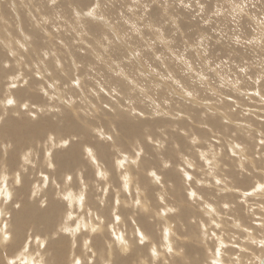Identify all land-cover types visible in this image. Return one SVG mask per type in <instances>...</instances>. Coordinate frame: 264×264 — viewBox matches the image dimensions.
<instances>
[{
    "label": "rangeland",
    "instance_id": "374dc122",
    "mask_svg": "<svg viewBox=\"0 0 264 264\" xmlns=\"http://www.w3.org/2000/svg\"><path fill=\"white\" fill-rule=\"evenodd\" d=\"M200 4L203 12L196 0H192L190 9L178 7L174 0H57L54 5L50 0H0V106L17 121L9 126L5 115L0 130L10 132L18 125L16 130L25 135L17 144L11 140L13 147L6 151L8 174L0 178V207L7 212L0 216V228L13 233L12 246L0 249V264L7 260L33 264L30 257L19 261L22 252L37 260L43 256L47 264H71L70 258L83 259L80 264H106L96 262L97 255L103 251L108 259L110 250L114 261L121 260L125 256L116 251L119 232L125 240L129 235L135 237L142 251H147L134 261L126 256L128 264H139L140 260L152 264L153 246L161 253L156 264H212L217 248L223 264H258L255 258H264V246L248 239L249 232L252 239L264 238V2L200 0ZM171 17L176 18V26ZM237 36L241 44L234 42ZM252 39L260 43H246ZM222 77L240 83L233 87L222 82ZM189 92L191 97L187 96ZM8 99H13L16 106L5 102L4 107L2 102ZM24 104L28 105L26 109ZM13 110L15 113L10 112ZM28 123L34 128L30 129ZM53 126L60 139L50 151L56 163H47L53 165L60 179L67 170L72 171L66 182L73 192L86 186L85 202L65 200L67 195L58 192L66 187L65 181L53 176L42 159H49L43 155L50 147L48 134ZM41 131L48 132L39 139L40 144L33 146V151L27 148L25 137ZM162 139V152L173 148L164 154L165 159L152 153L160 148ZM64 141H68L67 146ZM9 142L7 136H0V144ZM140 147L141 155H137ZM0 153L4 165L5 150L0 148ZM214 155L217 168L207 162ZM135 156L140 161L136 162ZM108 157L111 164L107 169ZM167 159L170 164L164 167L162 161ZM115 160L118 166L112 165ZM98 165L107 179L101 178ZM165 168L170 169L169 174ZM180 169L191 173L189 183H185ZM42 170L49 177L46 183L39 175ZM153 170L160 177L161 172L165 178L170 176L168 183L179 186L183 182V186L173 189L163 179L156 186L147 174ZM126 172L132 183L128 195L123 189ZM83 178L87 185L81 186ZM216 179L221 180L219 186ZM36 184L41 186L33 189ZM185 186L196 187L192 190L201 197L189 199ZM4 189L11 196L6 205ZM137 200L139 205L135 204ZM41 201L45 207L40 206ZM117 203L119 207L114 210ZM94 205H104L103 213L94 210ZM169 208L176 211L167 212ZM72 211L74 215L67 218ZM118 216L121 219L116 223ZM81 219L85 224L91 222L97 231L81 228L75 240L71 233L61 231L75 228ZM143 223L153 226V240H149ZM142 238L148 239L141 244ZM168 244L181 255L169 256Z\"/></svg>",
    "mask_w": 264,
    "mask_h": 264
},
{
    "label": "bare ground",
    "instance_id": "6f19581e",
    "mask_svg": "<svg viewBox=\"0 0 264 264\" xmlns=\"http://www.w3.org/2000/svg\"><path fill=\"white\" fill-rule=\"evenodd\" d=\"M97 8V7H96ZM5 89V88H4ZM0 90H1V88H0ZM10 92V91H9ZM163 98V97H162ZM15 99V98H14ZM6 101H3L2 102V104L4 105V107H5V103ZM1 104V105H2ZM2 105V106H3ZM16 105H14V107H15ZM16 109H18L17 107H16ZM17 111V110H16ZM0 112H2V114L4 115L5 113L3 112V109H2V107L0 106ZM10 112H14V110L13 111H10ZM15 113V112H14ZM17 113V112H16ZM204 114V113H203ZM196 115V114H195ZM7 117H8V123H9V126H15L16 125V123H17V121H16V119L14 118V116L12 115V116H10L8 113H7V115H6ZM210 116V115H209ZM209 116H208V119H209ZM204 117V116H203ZM202 117V118H203ZM211 117V116H210ZM201 119V118H200ZM212 120V119H211ZM223 120V119H222ZM123 121V120H122ZM30 122V121H29ZM213 122V121H212ZM7 123V122H6ZM200 123V122H199ZM29 124V123H28ZM52 124H54V123H52ZM124 124V123H123ZM127 124V123H126ZM136 124V123H135ZM7 125V124H6ZM5 125V126H6ZM8 126V125H7ZM72 126V124H70V128H72L71 127ZM77 126V125H76ZM127 126V125H126ZM132 126V125H131ZM3 127V126H2ZM36 127V126H35ZM39 127V126H38ZM68 127V126H67ZM78 127V126H77ZM86 127V126H85ZM10 128V127H9ZM18 128H20L18 125L15 127V128H11V130H10V132L9 131H5L4 129H2L1 128V130H0V136H1V138H4V137H6L7 136V140H9L10 142H11V140L13 141L12 143H14V144H17V143H19V141L21 142L22 141V136H23V138H24V136L25 135H23L24 134V132L22 131V130H20V131H17L18 130ZM29 128H30V124H29ZM34 127H32V128H30V129H33ZM50 128V127H49ZM54 126L50 129V131L49 132H52L51 134H48V136H51V138H50V147H46V149H45V151H44V155L43 156H45L46 157V155H48L49 156V159L48 160H45V158H42V159H44L43 161H44V163H46V165H47V167H48V164L49 163H47V161H49V162H51V163H56L53 159V154L52 153H50V151H51V149H53V147L55 146V145H57V143L59 142V137H60V134L58 135V133H57V131L58 130H54ZM66 128V127H65ZM64 128V129H65ZM69 128V129H70ZM87 128V127H86ZM127 128V127H126ZM17 129V130H16ZM60 129V128H59ZM68 129V128H67ZM40 131V130H39ZM138 131V130H137ZM9 132V133H8ZM46 132H48V131H45V132H42L41 131V133H37L38 135L37 136H35L34 134H32V135H30L29 134V136L28 135H26V136H28V137H25V138H27V140H26V143H24V144H26V146H27V148H30L32 151H33V146H35V145H38V144H40L39 143V139L44 135V134H46ZM75 132H76V130H75ZM68 133H70V132H68ZM88 133V132H87ZM95 133V132H94ZM193 134V133H192ZM131 135H133V136H137V134L135 135V132H132L131 133ZM165 135H167V133L165 134ZM73 137V136H72ZM78 137V136H77ZM67 138H69V136L67 137L66 136V139ZM92 138V137H91ZM204 138V137H203ZM202 138V139H203ZM207 138V137H206ZM158 139H161V138H158ZM69 140V139H68ZM72 140V139H71ZM84 140V139H83ZM203 140H205V138L203 139ZM24 141H25V139H24ZM63 140H61V142H62ZM88 141V140H87ZM180 141V140H179ZM193 141V140H192ZM60 142V143H61ZM126 142V141H125ZM182 142V141H181ZM187 142V141H186ZM201 142H202V140H201ZM210 142V141H209ZM235 142V141H234ZM76 143V142H75ZM84 143H85V140H84ZM92 143V142H91ZM191 143V142H190ZM44 144V143H43ZM42 144V145H43ZM158 144H160V145H164V139H162L161 141H159V143ZM193 144V143H192ZM41 145V146H42ZM204 145V144H203ZM22 146H25V145H23L22 144ZM20 147V146H19ZM82 147H83V145H82ZM161 148V149H160ZM160 148H157L156 150H154L153 149V152L152 153H156V155L158 156V157H161L162 158V156H163V158L165 159V156H164V154L165 155H167V151L169 152V151H172L173 150V148H172V150H167V149H169L168 147H167V149H166V151H161L162 150V148L163 147H161L160 146ZM22 149H23V147H22ZM159 149V150H158ZM175 149V148H174ZM186 149V148H185ZM16 150V149H15ZM87 150V149H86ZM140 152L137 154V155H141L140 153H141V151H142V149H141V147H140V149H138ZM158 150V151H157ZM25 151V150H24ZM83 151V150H82ZM91 153H92V156H93V154H94V151H93V149H91L90 148V150H89ZM95 151H97V150H95ZM106 151V150H105ZM200 151V150H199ZM204 151V150H203ZM15 152V151H14ZM28 152V151H27ZM75 152V151H74ZM103 152V151H102ZM121 152V151H120ZM120 152H119V155H120ZM200 152H202V151H200ZM233 152V151H232ZM238 152V151H237ZM10 153V152H9ZM21 153V152H20ZM174 153H175V151H174ZM178 153V152H177ZM177 153H175V154H177ZM42 154V153H41ZM202 154H203V152H202ZM201 154V155H202ZM21 155V154H20ZM25 155H27V153L25 152ZM76 155V154H75ZM122 155V154H121ZM169 155H170V153H169ZM200 155V156H201ZM5 156H6V161H7V163L6 164H4L3 165V163H2V157H1V153H0V178H2V177H5L7 174H8V169H9V167H8V163H9V156L7 155V152L5 151ZM14 156H17V155H14ZM13 156V157H14ZM42 156V157H43ZM174 157H175V155H173ZM248 156V155H247ZM81 157H83V156H81ZM205 157V156H204ZM10 158H11V156H10ZM77 158H78V156H77ZM95 158V157H94ZM134 159H135V161L136 162H138V161H140V159H139V156H135V157H133ZM202 158H203V155H202ZM14 159V161H15V158H13ZM20 159H21V157H20ZM79 159V158H78ZM191 159V158H190ZM215 159H216V157H215ZM242 159V158H241ZM19 160V159H18ZM27 160H30L29 158L27 159ZM108 166H107V169L109 168V166H110V164H111V160H110V158L108 157ZM182 160H183V158H182ZM185 160V159H184ZM183 160V161H184ZM205 160H207V159H205ZM209 160V159H208ZM238 160H239V158H238ZM11 161V160H10ZM41 161V160H40ZM39 161V162H40ZM119 161L121 162L122 161V158L121 159H119ZM161 161V160H160ZM186 161H187V158H186ZM194 161V160H193ZM211 161V160H210ZM213 161V160H212ZM11 162H13V161H11ZM84 162H86V161H84ZM135 162V163H136ZM176 161H174V163H175ZM191 162V161H190ZM205 162V161H204ZM208 163H209V161H207ZM206 162V163H207ZM34 163V162H33ZM117 161L115 160V161H113V164L112 165H115L116 164V166H118L117 165ZM208 163H207V165H208ZM242 163V162H241ZM140 164V163H139ZM155 164H157V163H155ZM162 164H163V166L165 167V165H167V167H168V165L170 164V162H168V159L167 160H163L162 161ZM185 164H187V163H185ZM212 164H213V162H212ZM217 164V163H216ZM219 164V163H218ZM243 164V163H242ZM177 165H178V163H177ZM180 165V164H179ZM179 165H178V167H179ZM210 165V164H209ZM225 165V164H224ZM32 166V165H31ZM106 166V165H105ZM104 166V167H105ZM154 166V165H153ZM183 166V165H182ZM213 166H215V162H214V164H213ZM36 167V166H35ZM112 167V166H111ZM157 167V166H156ZM155 167V168H156ZM177 167V168H178ZM216 167V166H215ZM32 168V167H31ZM73 168V166L70 168V169H72ZM180 168V167H179ZM208 168V167H207ZM214 168V167H213ZM217 168V167H216ZM215 168V169H216ZM241 168V167H240ZM33 169V168H32ZM126 169V168H125ZM152 169H154V168H152ZM157 169V168H156ZM174 169V168H173ZM172 169V170H173ZM236 169V168H235ZM245 169V168H244ZM19 170H21V169H19ZM49 170H51L52 171V175L53 176H55L59 181L63 178V183H64V181H65V185H66V187L65 186H63V188L64 189H62V190H59L58 192L61 194V195H67V197L65 198V200H69V202H71L72 201V203H78L79 204V202L77 201V200H81L80 199V197L81 196H83V200L82 201H86L85 200V196H86V186L82 189L81 187H79V183H78V189L75 191V192H73L72 191V189L69 187V184L66 182V179L68 178V177H71L72 175H71V173H72V171H69V170H67L65 173H63L62 174V176H61V179L58 177V175L54 172V168H49ZM150 170V169H149ZM158 170V169H157ZM177 170V169H176ZM181 170V169H180ZM184 170V169H183ZM183 170H181V172L180 173H183V176H184V181H185V183L187 184V183H189V174H191V173H187V172H185V171H183ZM33 171V170H32ZM144 171H146V169L144 168ZM154 171V170H153ZM162 171V170H161ZM160 171V172H161ZM165 171H167L168 172V174L170 173V169L169 168H165ZM179 171V170H178ZM241 171V170H240ZM21 173H22V171H20ZM36 172V171H35ZM98 172H100V174H105L104 173V170H103V168H101L100 167V165H98ZM155 172V171H154ZM187 174V175H185V173ZM245 172V171H244ZM12 173V172H11ZM17 173H18V171H17ZM107 173V172H106ZM151 172H149V173H147V174H150ZM231 173V172H230ZM240 173V172H239ZM15 174V173H14ZM41 174V176L44 178L43 180L45 181V178H47V180H49V177L47 176V171H45V170H42L40 173H39V175ZM126 174H127V172H126ZM156 174H157V171H156ZM161 174H162V177H161V179H163L165 182H167V181H169L168 180V178L170 177V176H168V178H165V177H163V172H161ZM177 174V173H176ZM233 173H231V175H232ZM235 174V173H234ZM33 175V174H32ZM157 175H159V174H157ZM174 175V174H173ZM241 175V174H240ZM9 177H10V175H8ZM7 176V177H8ZM127 176H129L128 174H127ZM160 176V175H159ZM171 176H172V174H171ZM21 177V176H20ZM27 177V176H26ZM80 177V179H82V177L81 176H79ZM109 177V176H108ZM120 177H122V176H120ZM182 177V176H181ZM181 177L179 176V175H177V178L179 179V180H183V179H181ZM231 177H236V175H233V176H231ZM130 178V177H129ZM152 178H153V180H154V182H155V184H156V186L158 185V184H160V182L161 181H159V182H157L156 180H155V177H153L152 176ZM152 178H150V181H152L151 179ZM2 179H4V178H2ZM227 179V178H226ZM239 180V179H238ZM86 181V180H85ZM84 181V178H83V184H81V186L82 185H87V182H85ZM2 182V181H1ZM62 182V181H61ZM112 182V181H111ZM121 182V181H120ZM124 182V181H123ZM46 183V182H45ZM62 183V184H63ZM107 183V182H106ZM163 183V182H162ZM168 183V182H167ZM182 183L183 182H181L180 183V185L179 186H174L175 185V183L173 184L171 181L168 183V184H170V186L172 185V188L174 189V187L176 188V187H178V189L179 188H181L183 185H182ZM184 183V184H185ZM5 184V183H4ZM11 184V183H10ZM9 184V185H10ZM132 183H131V180H129L128 179V189H127V195H128V193H130L131 192V190H132V185H131ZM185 184V185H186ZM2 185H3V182H2ZM12 185V184H11ZM137 185H138V183H137ZM8 186V185H7ZM41 185H34L33 186V189H36V188H39ZM164 186V185H163ZM136 187V186H135ZM165 187H166V185H165ZM164 187V188H165ZM188 187V188H187ZM20 188V187H19ZM19 188H17L18 190H19ZM194 188H196V187H194ZM194 188H191L190 186H185V189L186 190H188L187 192H194L195 193V196H192V197H190L189 196V193L187 194L188 195V197H189V199H197L199 196H198V192H197V190H192V189H194ZM216 188V187H215ZM2 189V188H1ZM124 189V188H123ZM177 189V188H176ZM17 190V191H18ZM21 190V189H20ZM1 191V190H0ZM4 191H5V189H4ZM9 191H10V189H9ZM160 191V190H159ZM164 191V190H163ZM162 191V192H163ZM12 192H13V190H12ZM11 192V193H12ZM40 192V191H39ZM92 192V191H91ZM105 193H106V190L103 192V194L101 195V196H103L102 197V199H101V201L102 202H105L104 200V197H105ZM132 193V192H131ZM160 194H162L161 192H159ZM175 194H177L176 192H174ZM203 193V192H202ZM1 194V193H0ZM37 194H38V192H37ZM250 194V193H249ZM15 195V194H14ZM246 195V194H245ZM115 196V195H114ZM232 196V195H231ZM36 197H38V195H36ZM100 197V196H99ZM131 197V196H130ZM164 197V196H163ZM187 197V198H188ZM201 197V196H200ZM39 198V197H38ZM95 198V197H94ZM166 198V197H165ZM100 199V198H99ZM132 199V198H131ZM175 200H178V199H180L181 200V198H174ZM200 199V198H199ZM183 200V199H182ZM241 200H245V199H241ZM99 201V200H98ZM120 201H121V199H120ZM131 201V200H130ZM179 201V200H178ZM99 203V202H98ZM243 203H245L246 205H247V201L245 200ZM81 204H84L83 202L81 203ZM85 205H87V204H85ZM111 205V204H110ZM92 206V205H91ZM131 207H133V205H130ZM179 206H181V205H179ZM203 206V205H202ZM94 207H95V205H94ZM103 207H104V205L102 206H97V207H95V209L94 210H99L100 211V213H103ZM118 203L115 205V208H114V210H117L118 209ZM143 207V206H142ZM166 207V206H165ZM169 207V206H168ZM242 207H243V205H242ZM242 207H240V209L242 208ZM182 208H183V206H182ZM213 208H214V206H213ZM70 209V208H69ZM120 209V208H119ZM170 209V208H169ZM181 209V208H180ZM208 209V208H207ZM242 209H244V207L242 208ZM166 210V209H165ZM182 211H184L183 209H181ZM215 210V209H214ZM214 210H212L213 212H214ZM229 210H232V208H230ZM228 210V211H229ZM74 211V210H73ZM73 211L72 212H68L67 214V218L69 217V215H71V216H73L74 215V213H73ZM121 211V210H120ZM167 212L169 211L168 209L166 210ZM181 211V213H183ZM211 211V212H212ZM216 211H217V209H216ZM237 211H238V213H239V209H237ZM236 211V212H237ZM116 213H117V211H115ZM208 212V211H207ZM218 212V211H217ZM181 213H179L180 215H181ZM216 213V212H215ZM210 214V213H209ZM264 214V213H263ZM121 215V214H120ZM218 215V214H217ZM216 215V216H217ZM252 215H255V213H252ZM104 216H106V215H104ZM109 216V215H108ZM119 217V219L118 220H116V223H117V221H119L121 218H120V216H118ZM213 217V216H212ZM59 218V217H58ZM105 218V217H104ZM214 218V223L216 224V222H215V217H213ZM263 218H264V215H263ZM56 219V218H55ZM98 219V218H97ZM116 219H117V217H116ZM142 219V218H141ZM212 219V218H211ZM99 220V219H98ZM97 221V220H96ZM102 221H103V223H104V219H102ZM108 221V220H107ZM144 221V220H143ZM147 222V221H146ZM263 222V221H262ZM78 223V222H77ZM103 223H101L100 222V225H101V227L103 226ZM115 223V224H116ZM148 223V222H147ZM147 223H143V225H141V226H145V229H146V231L148 232V235L150 236V239L149 240H153L151 237L152 236H154L155 234L153 233V226H151V225H148ZM261 223V220H260V222H259V224ZM111 224V223H110ZM114 224V223H113ZM112 224V225H113ZM146 224L148 225V226H146ZM150 224V223H149ZM219 224V223H218ZM262 224V223H261ZM117 225V224H116ZM217 225V224H216ZM64 226H67V225H64ZM114 226V225H113ZM259 226V225H258ZM106 227H108V226H106ZM110 228L112 227V226H109ZM108 227V228H109ZM207 227V226H206ZM117 228H119V227H117ZM202 228H204L205 229V227H202ZM22 229V228H21ZM120 230H121V227L119 228ZM119 229H117L118 231H119ZM139 229H141L142 230V228H139ZM138 229V230H139ZM143 229H144V227H143ZM190 229V228H189ZM204 229H203V231H204ZM210 229V228H209ZM113 230H114V228H113ZM140 230V231H141ZM206 230H207V228H206ZM168 231V230H167ZM131 232H132V230H131ZM206 232H208V231H206ZM115 233V232H114ZM121 232H119V233H117V235L119 234V236H116V237H121V234H120ZM140 233V232H139ZM138 232L136 233L137 235L139 234ZM142 233L145 235V233L142 231ZM141 233V234H142ZM116 234V233H115ZM220 234V233H219ZM135 235V234H134ZM137 235H136V237H137ZM210 235V234H209ZM222 234H220V236H221ZM141 236V235H140ZM157 236V235H156ZM155 236V237H156ZM206 236L207 235H205V238H206ZM216 236H218V234L216 235ZM223 236V235H222ZM221 236V237H222ZM160 237H162L161 235H160ZM212 236H210V238H211ZM219 237V236H218ZM88 238V237H87ZM149 238V237H148ZM148 238H146V239H148ZM158 238V237H157ZM98 239H100V238H98ZM219 239V238H218ZM221 239V238H220ZM75 240V239H74ZM108 240V239H107ZM128 240H129V242L131 243V245H132V252L128 255V256H130V259H132L133 261H134V259H138L139 257H141L143 254H145V253H147V251L145 252H143L142 251V245H140V244H137L136 243V240H135V237H130V235H129V237H128ZM164 240V239H163ZM222 240V239H221ZM44 241H46V240H44ZM43 241V242H44ZM114 241V240H113ZM138 241V240H137ZM216 241H217V239H216ZM41 242V241H40ZM84 242H89V241H85L84 240ZM100 242V241H99ZM139 242V241H138ZM226 242V241H225ZM222 244V243H221ZM11 245V244H10ZM102 245V244H101ZM12 246V245H11ZM218 247L220 246V245H217ZM14 247V246H13ZM48 247V246H47ZM65 247H66V244H65ZM64 247V249H62V251L64 252L65 251V248ZM12 248V247H11ZM146 248V247H145ZM149 248V247H148ZM190 248V247H189ZM221 248V247H220ZM22 249H24V248H22ZM159 249V248H158ZM163 249V248H162ZM195 249V248H194ZM219 248H217V250H218ZM224 249V248H223ZM25 250H26V248H25ZM148 250V249H147ZM164 250V249H163ZM192 250V249H191ZM216 250V251H217ZM220 250V249H219ZM165 251V250H164ZM194 251V250H193ZM224 251V250H223ZM22 252V251H21ZM142 252V254H140ZM159 251H157V253H158ZM220 252V251H219ZM221 252H222V250H221ZM62 253V252H61ZM160 253V252H159ZM191 253V252H190ZM193 253V252H192ZM196 253V252H195ZM223 253V252H222ZM221 253V254H222ZM225 253V252H224ZM18 254V253H17ZM57 254V253H56ZM116 254H118V253H116ZM161 254V253H160ZM160 254H158V255H160ZM220 254V253H219ZM2 255H3V253H2ZM63 255V254H62ZM98 256V259L96 260V262L97 261H104V262H107V260L108 259H105V255H104V252L103 251H100V254L99 255H97ZM18 257H19V261H22V262H25V258L26 259H28L29 257L31 258V260L33 261V264H37V258L34 256V255H32V254H30V256L29 255H26V254H24L23 252L22 253H20L19 255H18ZM34 257V258H33ZM63 257V256H62ZM70 257H72L71 255H70ZM124 257V256H123ZM254 257H256V255L254 256ZM39 258H40V256H39ZM57 258V257H56ZM69 258V257H68ZM214 258H217V256L216 257H214ZM63 259H65V258H63ZM71 260H70V262H71V264H76V261L77 260H79L78 258L75 260V258H70ZM90 259H92V258H89L88 260H90ZM213 259V258H212ZM223 259V258H222ZM264 259V258H263ZM15 260V259H14ZM75 260V261H74ZM87 260V259H86ZM196 260V259H195ZM215 259H213V261H214ZM67 261V259L64 261V262H66ZM82 262L83 261V259L82 260H79V262ZM133 261H131V262H133ZM194 261V260H193ZM197 261V260H196ZM115 263L116 262H119L120 264H128V257H126L125 256V258H123V259H121V260H116V261H114ZM237 262V261H236ZM61 263H63V262H61ZM148 263V262H147ZM194 264H198V262H193ZM235 263V262H234ZM238 263V262H237ZM236 263V264H237ZM95 264V263H94ZM103 264V263H102ZM131 264H136V263H131ZM213 264V263H212ZM240 264H242V262L240 263Z\"/></svg>",
    "mask_w": 264,
    "mask_h": 264
},
{
    "label": "clouds",
    "instance_id": "9594fccd",
    "mask_svg": "<svg viewBox=\"0 0 264 264\" xmlns=\"http://www.w3.org/2000/svg\"><path fill=\"white\" fill-rule=\"evenodd\" d=\"M139 2H140V0H133V3H139ZM174 2L177 4L178 7H183L184 9H190L192 0H188V3H185V0H174ZM261 2H264V0H261ZM50 3L54 5L57 3V0H50ZM196 3L200 7V11L203 12L204 6L202 4H200V0H196ZM238 7L239 6H237V8ZM253 7H255V4H253ZM129 10L131 11V9H129ZM145 10H147L146 5H145ZM239 11L243 12L244 9L239 8ZM77 15H79V13H77ZM85 15L92 16L93 13L92 12H86ZM262 16H264V13H262ZM100 18L103 19V17H100ZM170 19H171L173 26H176V18L171 17ZM261 26L264 27V24H262ZM261 38H264V33H261ZM234 42L236 44L242 43V41L240 40V38L238 36L234 38ZM161 43H170V41L161 40ZM246 43H248V44H259L260 40L259 39H252V40L246 41ZM201 46H203V45H201ZM21 47H23V45H21ZM204 54L207 55L206 50H205ZM11 55L14 56L15 53L13 52V53H11ZM45 55H47V53H45ZM180 59H182V57ZM5 66H7V65H5ZM241 71H244V69H241ZM221 80H222V82H226L227 84L232 85L233 87H235L236 85H238L240 83L239 80H237L235 82H233L231 80L225 81L223 77L221 78ZM241 94L243 95V92H241ZM257 95H259V93H257ZM187 96L191 97L192 93L191 92L187 93ZM261 99L264 100V97H262ZM6 105L14 106L15 102L13 99H8L6 101ZM22 107L26 109L28 107V105L24 104ZM155 108L159 109L160 105L156 104ZM5 115H7V113H5L4 115H0V122H2L4 120ZM141 115H143V113H141ZM156 115H160V112L157 111ZM33 118L35 119L34 115H33ZM107 139L111 140L112 137L109 136ZM67 144H68V141H64V145L67 146ZM160 146L163 147V145H160ZM12 147H13V145L11 144V142H9L7 145L0 144V148H3L5 151H7L8 149H11ZM236 147L240 148L241 146L239 144H237ZM241 151H243V149H241ZM234 155H235V153H234ZM24 159L27 161L28 157L25 156ZM213 161H215V155L213 156ZM213 161H209V164H211ZM120 163H121V165H123V161H121ZM188 166L191 167L192 165L189 164ZM48 167L52 168L53 165L51 163H49ZM165 167H167V165H165ZM241 167H242V165H241ZM214 171H215V169L210 171L209 175H212ZM150 175L155 177V180L157 182H159L161 180V177L159 175H157L156 172H154V171L151 172ZM185 175H187V174L185 173ZM101 178L107 179L106 174H101ZM128 179H129L128 176L123 177V180H124L123 188L125 191H127V189H128ZM189 179H191V177H189ZM45 182H47V178H45ZM16 183H17V185L20 183L19 179H17ZM215 183L217 186H219L221 184V180L216 179ZM221 190L224 191L226 189H221ZM194 194H195L194 192H190L189 196L190 197L195 196ZM4 195L7 197V199H5V201H4V204L6 205L8 203V200L11 199V196H10V194L7 193L6 190L4 192ZM35 195H36V193H33V196H35ZM80 199L83 200V196H81ZM161 200H163V197H161ZM135 204L139 205L140 201L139 200L135 201ZM40 206L45 207L46 205L43 201H41ZM17 207H19V205H17ZM224 207L227 208L228 205L225 204ZM169 211L174 212V211H176V209L170 208ZM2 215H7V212L5 211L4 207H0V216H2ZM68 218L71 219V215H69ZM117 219H119V217H117ZM101 223H103V221H101ZM236 226L239 227V224H237ZM217 227H220V225H217ZM81 228H90L92 230V232L97 231V227H94L91 224V222H89L88 224H85L83 219H81L79 221V223L76 225L75 228L64 227L61 229V231H63L64 233H71L73 240H74L76 234L80 231ZM251 236H252V234H251V232H249L248 239L250 240V242L252 244H258V245L264 246V238H262L260 240H256V239H252ZM53 238H55V237H53ZM164 238H165V240L168 239L167 230L165 231V237ZM145 239L146 238H142L140 240V243L143 244ZM12 240H13V233L11 231L6 230V229L0 228V249H3L5 246L11 244ZM117 241H118V243L116 246V251H118L121 256H128L132 252V245L129 242V240H125L123 237H117ZM221 246H223V245H221ZM109 248L111 249V245H109ZM166 252L169 256L179 257L181 255V252H174L173 248L170 244L166 245ZM150 256L152 259V264H156L157 260L160 258L157 251H156V248L154 246L150 249ZM255 259L258 261V264H264V259H261L260 257H256ZM113 261H114V254L110 250L109 254H108V261L106 262V264H113ZM6 264H14V262L7 260ZM37 264H47L46 258L41 256L40 259L37 261ZM76 264H80L79 260L76 261ZM139 264H147V261L146 260H140ZM213 264H223V262L220 259L219 249L217 250V258L213 261Z\"/></svg>",
    "mask_w": 264,
    "mask_h": 264
},
{
    "label": "snow or ice",
    "instance_id": "6c2138e0",
    "mask_svg": "<svg viewBox=\"0 0 264 264\" xmlns=\"http://www.w3.org/2000/svg\"><path fill=\"white\" fill-rule=\"evenodd\" d=\"M69 179H71L70 177H69ZM195 195V194H194Z\"/></svg>",
    "mask_w": 264,
    "mask_h": 264
}]
</instances>
